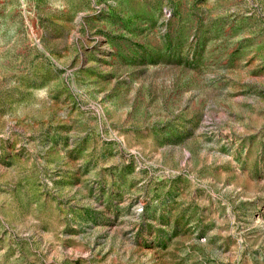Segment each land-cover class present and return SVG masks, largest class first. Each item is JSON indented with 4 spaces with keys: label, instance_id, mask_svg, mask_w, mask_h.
Listing matches in <instances>:
<instances>
[{
    "label": "rangeland",
    "instance_id": "obj_1",
    "mask_svg": "<svg viewBox=\"0 0 264 264\" xmlns=\"http://www.w3.org/2000/svg\"><path fill=\"white\" fill-rule=\"evenodd\" d=\"M0 264H264V0H0Z\"/></svg>",
    "mask_w": 264,
    "mask_h": 264
}]
</instances>
